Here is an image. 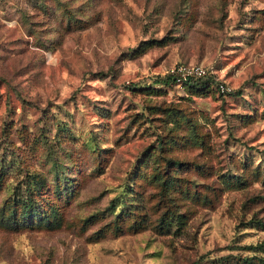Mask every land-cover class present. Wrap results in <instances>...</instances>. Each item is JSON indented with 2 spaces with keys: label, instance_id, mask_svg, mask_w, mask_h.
Instances as JSON below:
<instances>
[{
  "label": "rangeland",
  "instance_id": "374dc122",
  "mask_svg": "<svg viewBox=\"0 0 264 264\" xmlns=\"http://www.w3.org/2000/svg\"><path fill=\"white\" fill-rule=\"evenodd\" d=\"M0 264H264V0H0Z\"/></svg>",
  "mask_w": 264,
  "mask_h": 264
},
{
  "label": "built area",
  "instance_id": "2783aa9c",
  "mask_svg": "<svg viewBox=\"0 0 264 264\" xmlns=\"http://www.w3.org/2000/svg\"><path fill=\"white\" fill-rule=\"evenodd\" d=\"M212 71V70H211ZM210 72L208 66L202 63H178L176 64L171 73L177 83L182 84L184 81L193 80L197 78H205ZM221 91L229 90L224 84H218Z\"/></svg>",
  "mask_w": 264,
  "mask_h": 264
},
{
  "label": "trees",
  "instance_id": "16d2710c",
  "mask_svg": "<svg viewBox=\"0 0 264 264\" xmlns=\"http://www.w3.org/2000/svg\"><path fill=\"white\" fill-rule=\"evenodd\" d=\"M167 77L176 81L173 75L170 73L167 75ZM212 78V73H209L208 76L205 78H197L193 80L184 81L182 85H187L190 87H206L210 84V82H212Z\"/></svg>",
  "mask_w": 264,
  "mask_h": 264
}]
</instances>
